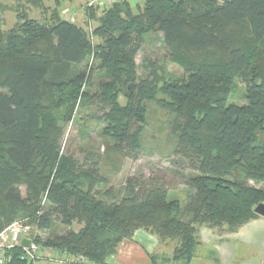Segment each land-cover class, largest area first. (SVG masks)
<instances>
[{"label": "trees", "instance_id": "16d2710c", "mask_svg": "<svg viewBox=\"0 0 264 264\" xmlns=\"http://www.w3.org/2000/svg\"><path fill=\"white\" fill-rule=\"evenodd\" d=\"M45 1L59 7L64 0H25L36 8ZM140 1L85 6L83 25L56 9L41 22L20 15L12 30L0 26V232L23 220L41 248L106 264L141 229L157 240L150 264H191L200 228L232 233L260 217L264 0ZM235 30L248 32L252 51L240 47ZM157 41L181 77L148 57L136 63L143 46ZM236 82L244 86L242 105L233 100ZM91 107L101 112L106 153L163 156L183 180L184 203L152 174L104 189L111 173L99 158L80 163L63 152L65 126ZM8 254L6 264H33L20 259L21 247Z\"/></svg>", "mask_w": 264, "mask_h": 264}, {"label": "rangeland", "instance_id": "374dc122", "mask_svg": "<svg viewBox=\"0 0 264 264\" xmlns=\"http://www.w3.org/2000/svg\"><path fill=\"white\" fill-rule=\"evenodd\" d=\"M86 2L87 0H64L60 3L59 7H56L53 1H45L42 4V8H36L26 4L25 0H0V26L3 31L12 30L15 25L22 23V21L19 19L20 15H23L27 20L33 19L41 22L45 19H48V17H50L52 12H54L56 9L59 10L61 13L60 15L63 18L69 19L70 17H74L75 23L83 25V13ZM134 2L141 3L140 0H134ZM96 25L97 23L93 21L91 22V26H88L87 28L92 30ZM234 33L239 37L238 42L240 47L246 53L254 49V43L247 31L235 30ZM91 40L93 44L97 43L98 41L95 36H91ZM145 57H148L151 61H154L157 64L164 65L165 69L173 73L176 77H181L183 75V69L180 66L167 62L165 50L162 49V46L158 41L157 43L153 44V46L148 43L143 46L136 59V63L139 65V67ZM90 64L91 63L89 62V66ZM138 73L139 75H142V70L140 69ZM235 88V91L232 93L233 100L235 103L242 105L245 102L242 96L244 92V86L240 82H236ZM153 114L154 121L157 122V119H159V124H162L164 120L162 115H159L156 110L153 111ZM100 116L101 112L96 111L95 107L83 110L81 114L78 112L75 113L73 120L65 126L63 131V137L61 141V149L63 152L71 155L80 163L84 162L85 157L93 156L99 158L102 169H105L111 173V175H109L107 178L108 182L104 186V189L111 187L112 189L118 191L119 188L122 187V184L127 177L143 176L145 179L152 174L158 177L163 176L164 180L169 183L168 185L171 186L170 188H175L174 190H170L168 192L170 199L176 198L180 200L181 203H184L186 201L187 193L181 188L183 180L172 171H169L172 165L163 156H148L146 154H142L137 158H122L118 155H114L111 153V151L108 152L109 154L106 153L107 146L110 145L106 143V140L101 134L102 123L96 119ZM154 140L155 138L150 136L145 141V144H148L147 147L151 145ZM179 165L183 170V174L188 172L183 162H181ZM253 185L261 187L260 185ZM259 219L264 218L260 216ZM16 222L24 226L23 220H18ZM249 222L245 223L244 225L248 224ZM72 228L78 229V226L74 225ZM240 228H238L235 232H237ZM25 233L28 234L29 229H27ZM35 233H38L42 237H45L48 234V232L43 231H36ZM173 247L174 243H169L168 247L165 249V254H171ZM45 251L47 254L52 253V250ZM198 251H201L202 255L207 253L203 248H199Z\"/></svg>", "mask_w": 264, "mask_h": 264}, {"label": "crops", "instance_id": "0c3cea01", "mask_svg": "<svg viewBox=\"0 0 264 264\" xmlns=\"http://www.w3.org/2000/svg\"><path fill=\"white\" fill-rule=\"evenodd\" d=\"M200 248L207 253H197L191 264H264V219H254L237 232L215 233L200 228ZM154 236L137 230L130 240L120 242L106 264H150L149 257L157 251ZM52 259H39L33 264H87L84 260L73 262L57 252ZM2 264V263H0Z\"/></svg>", "mask_w": 264, "mask_h": 264}, {"label": "built area", "instance_id": "2783aa9c", "mask_svg": "<svg viewBox=\"0 0 264 264\" xmlns=\"http://www.w3.org/2000/svg\"><path fill=\"white\" fill-rule=\"evenodd\" d=\"M116 0H87L86 6H106L109 7ZM71 23H75L74 17L68 19ZM28 227L20 225L18 222L12 223L10 226L5 228L0 232V263L6 264L11 260V256L8 254L14 247H21V241L23 239L30 240V245L27 248H22L23 254L20 256V259H25L31 262H34L38 259H52L53 253L47 254L46 249L41 248L36 245L25 233Z\"/></svg>", "mask_w": 264, "mask_h": 264}, {"label": "water", "instance_id": "95a60500", "mask_svg": "<svg viewBox=\"0 0 264 264\" xmlns=\"http://www.w3.org/2000/svg\"><path fill=\"white\" fill-rule=\"evenodd\" d=\"M254 212L264 218V204H259L255 207ZM30 245V240L23 239L21 241V247L27 248Z\"/></svg>", "mask_w": 264, "mask_h": 264}]
</instances>
